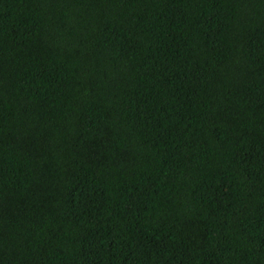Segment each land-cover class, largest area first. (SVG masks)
Instances as JSON below:
<instances>
[{
  "label": "trees",
  "instance_id": "1",
  "mask_svg": "<svg viewBox=\"0 0 264 264\" xmlns=\"http://www.w3.org/2000/svg\"><path fill=\"white\" fill-rule=\"evenodd\" d=\"M0 264H264V0H0Z\"/></svg>",
  "mask_w": 264,
  "mask_h": 264
}]
</instances>
